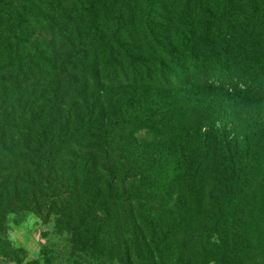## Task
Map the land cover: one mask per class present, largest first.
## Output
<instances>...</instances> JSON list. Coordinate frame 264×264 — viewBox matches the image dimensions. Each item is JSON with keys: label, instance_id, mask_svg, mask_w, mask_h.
<instances>
[{"label": "rangeland", "instance_id": "rangeland-1", "mask_svg": "<svg viewBox=\"0 0 264 264\" xmlns=\"http://www.w3.org/2000/svg\"><path fill=\"white\" fill-rule=\"evenodd\" d=\"M47 26L45 32L30 26L13 32L31 53H13L15 60L6 61L9 75L19 76L15 72L20 68L35 75H29V83L21 88L6 86L10 81L0 85V112L12 115L1 120L0 147L30 160L43 146L39 154L50 156L53 172H66L68 178L75 170L81 189L68 194L70 185L58 183L57 194L68 197L56 200L51 212L24 206L10 214L8 229L0 232V264H177L182 253L194 254L191 264H235L230 261L235 246L234 257L245 254V264H264V162L253 161L240 171L264 137V112H257L264 111V101L242 97L215 104L206 120L209 125L199 133L185 106L162 110L163 99H157L160 105L151 111L147 91L161 85L151 83L141 67L135 69L137 74L130 69L121 72L141 79L135 86L118 84L120 69L91 67L88 92L82 95L78 80L83 79L68 83L65 76H54L57 68L66 67L61 61L67 52L54 57L59 31ZM119 58L116 53L107 68L120 66ZM91 63L88 60L82 68ZM148 66L152 72L154 67ZM181 67L176 79L185 75ZM158 74L156 70L153 76ZM42 88H49V101L41 99ZM118 94L133 96L129 107L122 106L126 101ZM144 94L147 99L141 98ZM73 98H78L76 103ZM13 135L19 141H5ZM195 190L200 193L196 208ZM194 210L198 217L192 225L193 244L177 250L180 221ZM167 238L174 251L160 257L153 243Z\"/></svg>", "mask_w": 264, "mask_h": 264}, {"label": "trees", "instance_id": "trees-1", "mask_svg": "<svg viewBox=\"0 0 264 264\" xmlns=\"http://www.w3.org/2000/svg\"><path fill=\"white\" fill-rule=\"evenodd\" d=\"M216 7L222 9L216 10ZM43 11L50 15L43 14ZM47 25L51 26L52 32L59 31V50L55 47L54 57H62L61 53L67 52L61 61L66 67L61 65L54 76H65L68 83L75 77L83 79L78 80L82 95L88 92L86 77L91 67L100 71L103 66L105 72L120 69V74L126 69L137 74L135 69L141 67L147 71V77H152L151 83L161 85L154 92L149 86L147 91L152 97L146 101L147 104L150 100L151 111L160 105L158 100L162 99V110L185 106L188 119L199 133L202 127L209 125L206 120L210 119L212 112L209 111L215 104L240 101L242 97L264 101V0H0V85L10 81L5 82L6 86L21 88L29 83L26 80L29 75H35V71L30 74L31 69L24 72L20 67L19 73L15 72L19 76L8 73L6 61L15 60L11 56L13 53L21 57L31 53L18 43L13 36L14 30L30 26L36 32L41 28V32H45L50 29ZM34 35L33 38L37 39V34ZM116 53L122 64L107 68ZM88 60H92L93 66L82 68ZM24 61L27 60L21 59ZM148 65L154 67L152 72ZM180 66L185 75L176 79L175 73ZM156 70L159 74L153 76ZM2 74H7L6 79ZM122 77L125 76L121 74L118 84L135 86L142 82L136 77ZM187 87L191 88L188 92L174 96ZM93 89L89 92L90 97L92 91L93 95L95 93ZM40 92L41 99L49 101V88H42ZM106 92H109V86ZM120 98L126 101L122 106L129 107L133 96ZM141 98L148 97L144 94ZM73 100L76 103L78 98ZM76 107L75 112H79ZM11 116L0 112V123ZM3 136L0 131V142ZM10 139L19 141L20 137L13 135L5 141ZM183 142L179 140L180 144ZM42 149L43 146H39L34 153L38 156L28 160L12 154L13 149L0 147V232L8 229V216L24 206H32L38 213L43 209L46 213L51 212L56 200L68 197L57 194L58 183L61 187L70 185L68 194L80 191L76 171L68 178H64L66 172L54 173L50 156H40ZM253 161L264 162V137L257 140L252 155L249 154L240 166L241 173ZM192 196L196 208L200 193L195 190ZM197 217L198 210H194L181 219L177 250L188 249L185 246L193 244L192 225ZM153 247L160 257L163 254L169 256L174 251L168 238L154 242ZM235 249L236 246L234 255ZM234 255L230 261L245 264V254H241L243 258ZM180 259L182 262L177 264H191L194 254L182 253Z\"/></svg>", "mask_w": 264, "mask_h": 264}]
</instances>
